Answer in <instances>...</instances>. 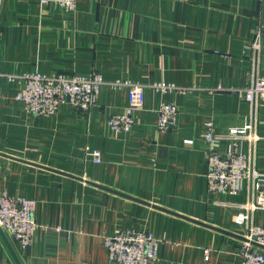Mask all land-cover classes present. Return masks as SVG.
I'll list each match as a JSON object with an SVG mask.
<instances>
[{"label": "crops", "instance_id": "0c3cea01", "mask_svg": "<svg viewBox=\"0 0 264 264\" xmlns=\"http://www.w3.org/2000/svg\"><path fill=\"white\" fill-rule=\"evenodd\" d=\"M93 71L106 84L88 113L63 104L34 115L16 99L23 81L9 77ZM0 72V151L21 158L0 154V195L37 201L32 243L21 249L6 233L22 264H111L106 238L133 226L160 240L153 264H243L245 240L220 229L248 232L235 216L251 190L209 189L205 136L210 123L229 133L254 117L264 172V99L253 106L245 94L256 72L264 76V0H77L72 11L0 0ZM117 79L145 84L127 133L109 125L129 103ZM164 102L179 107L167 130L158 126ZM252 221L264 225V209ZM0 264H17L1 235Z\"/></svg>", "mask_w": 264, "mask_h": 264}, {"label": "built area", "instance_id": "2783aa9c", "mask_svg": "<svg viewBox=\"0 0 264 264\" xmlns=\"http://www.w3.org/2000/svg\"><path fill=\"white\" fill-rule=\"evenodd\" d=\"M261 1V0H260ZM42 4H56L67 11L76 7L77 0H40ZM260 54L262 36L258 31L251 44ZM11 79L21 78L22 87L16 93V99L23 102L27 111L34 115H50L58 111L63 104H70L83 113L90 112L98 104L102 86L106 84L103 75L98 71L89 74H69L62 72L42 73L32 72L21 76L9 75ZM2 73L0 72V87ZM245 94L248 101L256 106L264 99V76L258 72L251 79ZM117 86L128 87V107L123 113L113 114L109 118L112 129L130 132L135 124L134 114L145 102V84L129 80L117 79L112 82ZM157 88L176 87L166 82L154 83ZM254 110L256 107H253ZM179 107L174 102H164L158 108V126L167 130L174 126L178 119ZM206 133L208 143L207 160L209 164L208 184L212 192L238 193L245 182L251 190V198L241 205L242 210L236 213L235 221L247 225L248 232L244 234L249 240L243 241L241 254L243 264H264V248L255 245L253 241L264 246V225L254 224L252 213L264 209V172L255 167V151L262 136L257 131L256 121L248 126L237 128L229 133H219L209 124ZM229 139L225 152L218 149L217 144ZM249 145L251 152L244 149ZM94 159L101 160L100 152L94 151ZM255 192H258L255 196ZM37 201L24 194L0 195V226L18 244L19 248L29 246L38 229L35 219ZM160 240L151 230L128 227L106 238L111 264H153L158 257Z\"/></svg>", "mask_w": 264, "mask_h": 264}, {"label": "water", "instance_id": "95a60500", "mask_svg": "<svg viewBox=\"0 0 264 264\" xmlns=\"http://www.w3.org/2000/svg\"><path fill=\"white\" fill-rule=\"evenodd\" d=\"M0 154H1V155L8 156V157H11V158H14V159H19V160L21 159V158H18V157H16V156H12V155H10V154H7V153L1 152V151H0ZM90 183H94V182H90ZM220 230L223 231V232H225V233H228V234H231V235H235V236L241 238L242 240H245V241L249 240V239H248L246 236H244V235L236 234V233H233V232H230V231H227V230H222V229H220ZM0 235L2 236V238H3V240L5 241L6 245L8 246V248H9V250H10V252H11V254H12L14 260H15V262H16L17 264H22V262H21V260H20V258H19V256H18L17 251L15 250V248H14V246L12 245V242L10 241L8 235L6 234V232L4 231V229H3L1 226H0ZM253 243H254L255 245H258L259 247L264 248L263 245L258 244V243H256L255 241H253Z\"/></svg>", "mask_w": 264, "mask_h": 264}]
</instances>
